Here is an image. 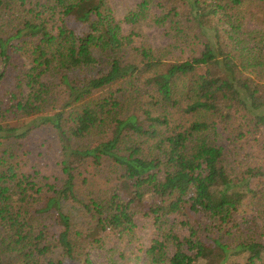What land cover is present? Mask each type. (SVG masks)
Returning <instances> with one entry per match:
<instances>
[{
  "label": "trees",
  "instance_id": "16d2710c",
  "mask_svg": "<svg viewBox=\"0 0 264 264\" xmlns=\"http://www.w3.org/2000/svg\"><path fill=\"white\" fill-rule=\"evenodd\" d=\"M153 1L180 47L166 55L134 46L109 0H0V142L18 144L0 156L17 261L0 264H92L140 208L188 228L154 241L151 264H264V0H142L125 22ZM37 136L53 166L20 172Z\"/></svg>",
  "mask_w": 264,
  "mask_h": 264
},
{
  "label": "rangeland",
  "instance_id": "374dc122",
  "mask_svg": "<svg viewBox=\"0 0 264 264\" xmlns=\"http://www.w3.org/2000/svg\"><path fill=\"white\" fill-rule=\"evenodd\" d=\"M110 7L114 12L116 22L121 26L122 33L129 35L132 32L137 36L134 38V46L137 48L152 49L156 53L161 52L166 55L172 48H180L175 44L174 38L167 30V27L158 26L154 20L162 12L158 6V1H153L146 15L143 16L140 22L133 26L125 22V18L132 11H136L142 0H109ZM255 18L248 19L246 22V30L253 31L255 29H261L258 22V14H255ZM68 20L69 29L75 31L77 34L83 35L87 32V28L73 20ZM177 48V49H178ZM180 55V51H175ZM188 54V53H187ZM185 54L184 56H186ZM169 55L167 59H170ZM1 64V63H0ZM14 76L8 78L3 88H11L14 86ZM5 91L2 90L0 94ZM219 144L225 148V151L229 153L231 145L227 140V135H222ZM40 136H37V140H33L30 143V158L26 161L16 158L14 163L18 164L20 172H31L35 167L37 170H41L42 174L47 170L42 169L45 165L50 169L53 166V160L55 155L40 158ZM18 150V144L14 141H1L0 142V156L8 152H16ZM113 185H118L117 180L112 181ZM149 197H146V203L148 204ZM134 217L136 228L132 235L119 236L118 234H105L102 238V246L95 247L89 251L92 264H151L150 256L147 251L156 240L165 241L168 235L172 232L175 235L185 236L188 234V228L185 225V218L180 215H170L161 221H156L154 218L145 216L143 208L135 210ZM201 219V217H198ZM7 241V236L4 230L0 226V258L5 261H17L15 253H11L5 250L4 243ZM169 253L172 252V245H168Z\"/></svg>",
  "mask_w": 264,
  "mask_h": 264
}]
</instances>
